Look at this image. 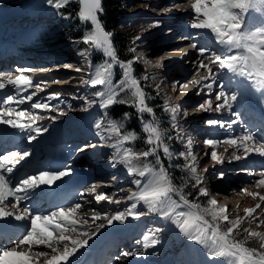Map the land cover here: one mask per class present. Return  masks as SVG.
I'll return each instance as SVG.
<instances>
[{
  "label": "rangeland",
  "instance_id": "374dc122",
  "mask_svg": "<svg viewBox=\"0 0 264 264\" xmlns=\"http://www.w3.org/2000/svg\"><path fill=\"white\" fill-rule=\"evenodd\" d=\"M123 1H129L128 4L125 3L126 20L118 24L116 30L125 33L129 41L121 48L123 51L121 55L127 60L121 61L116 56V60L113 61L101 49L83 43L84 36L90 34L94 26L90 20L80 18V0H66V2L52 0L54 3L52 5L48 3V0H0V44L14 46L17 55L26 56L28 63L37 60L41 62L32 67L33 70L29 72L12 75L13 78L21 74L29 77L32 86L26 89L22 86L18 90L7 81L5 82V88L0 89L4 98L0 102V110L14 109L15 111L10 114L12 119H16V111L27 110L26 115L20 118L21 122L29 123L28 115H37L44 119H37L32 127L47 129L39 135L35 131L21 132L24 133L23 142L14 150L20 154L30 150L31 155L20 161L15 169L27 166L32 156L48 157L49 147L43 145L44 143L58 142L61 146H66L64 161L69 160L72 152L81 153L78 158L68 161V165L73 170L72 175L62 180L88 173L90 178L85 184V196L80 202L83 207L74 216L69 217V221L61 218L62 220L59 219L55 223L59 224L61 229L67 223L68 228L71 229L70 221L75 219L77 231L66 230V235L87 241L90 245L101 238L111 239L115 231H121L123 234V229L126 230L124 235L129 231L137 235L134 245L129 250H123L115 264H247L236 256L215 257L212 253L216 249L211 244V236L207 228L211 233L215 229L219 235H225L228 242H232L231 245H237L240 242L245 244L246 239H254L252 243H258L257 248L239 246L253 253V259H258V254L264 253V240L260 238L264 237V200L260 199L264 196V184L260 183L264 180V177L260 175V172L264 171L263 165L254 161L260 156L253 150L257 146L255 143L248 144L249 152L246 155L244 148L239 144L230 146L224 141L228 138H238L248 131L254 134L257 141L264 143V99H262L264 88L257 91L248 81L235 78L231 74H225L221 81H217L212 93L201 87L202 84L211 82L202 79L210 73L206 69L198 68V63L195 62L199 60V52L192 48L191 44H196L198 48H208V55L222 54L224 49L215 44L214 37L208 32H197L191 29V23L196 20V15L191 9V3L194 0ZM55 4L61 6L57 8L53 6ZM66 10L70 12L64 14ZM234 11L239 12L238 9ZM246 15L254 24H258L261 19L258 11L249 10ZM156 22L159 24L157 25ZM249 30H255V28L250 27ZM75 36L77 38H73ZM27 46L29 49H26ZM61 55L67 57L68 61L62 63L61 59L64 57ZM129 55L131 58L128 57ZM51 58L57 61H49ZM129 61L132 62V77L137 81L136 86L145 95L144 106L151 108V112H140L138 102L133 100L134 89L128 86L124 69L121 67ZM72 63L76 64V69L82 71L76 73L71 70ZM109 65H111L110 68ZM190 67L193 72L185 77ZM105 69H108L110 73L109 84L107 86L93 85L91 81L96 78L97 73L104 72ZM214 71L219 73L218 66L214 68ZM3 79L0 74V83H3ZM193 79L200 80L201 85L194 86ZM219 83L224 84L226 92L237 94L236 103L231 109L226 107L219 112L200 109L198 105L204 100L211 99L213 108L220 103L215 100V93L220 90ZM185 84L187 87L183 86ZM7 85L9 88L3 92ZM121 86L124 88L123 91H120ZM110 90L115 91L117 95L126 94L136 104L132 105L129 102L124 106L119 103L118 106L128 109V112L116 117L112 111L116 103L101 108V97L97 95L98 93L107 95ZM197 92L200 94L197 95ZM33 93L35 95L31 101L25 99L23 104L16 103V100ZM50 94L60 95L53 96L49 101ZM9 95H12L14 100L5 104L4 101ZM37 101L50 103L53 107L32 109L31 104ZM117 101L121 100L117 99ZM172 108H176V111L172 112ZM209 119L224 122L225 126L220 127L219 124L208 126L205 122ZM109 121L117 124V130L110 128ZM232 121L236 123L231 129L227 128V123ZM96 123L101 124L100 129L95 128ZM135 124L141 125L139 138L143 137L146 141L149 133L145 131V125L155 127L160 133V146L146 142L148 145L145 146L147 147L145 150L134 149L137 146L133 143L137 142L138 136L131 127ZM161 129L163 131H160ZM14 130L17 129L0 125V133H10ZM28 136H37V139L29 141ZM207 138L218 141L214 149L204 145L203 140ZM85 144L90 147L84 151H77ZM165 146L169 150L168 153L164 152ZM153 148L155 151H150ZM213 150L218 157H221L219 162L211 158ZM145 151L149 152L147 157L139 155ZM126 154L132 157V167L150 171H146L145 176L140 177L136 173H129L123 163L112 167L114 155L117 159H121ZM236 156L241 158L236 159ZM7 166L10 167L11 164ZM192 167L196 168V172L191 171ZM162 171L167 183L171 186L170 177L174 176L182 181L185 192L194 190L193 203L185 199L187 194L183 191L175 189L169 195L179 205L175 209L176 212L195 213L202 217L198 222L206 227V235L209 238L205 244H196L189 240L171 220H164L159 212H149L142 201L137 203L135 211L144 214L139 219L129 215L126 217V223L123 224L124 227L115 221L112 225H108L103 219L93 221V210L102 216H111L116 211H125L136 202L127 200L130 192L138 190L134 180H140V187H143ZM5 175H7L6 172ZM10 176L13 175L9 174ZM61 183L55 182V184ZM93 185H95V192L90 194L87 189ZM200 188H205L207 193L201 195ZM99 193L111 196L113 202L105 199L97 204L94 197ZM181 197L184 199L182 200ZM29 199L32 203L35 195H30ZM85 199L90 203H84ZM116 200H119V204L114 202ZM9 201L16 203L12 198H9ZM9 201L5 202L6 211H15L11 208ZM210 201H216V203L213 205ZM30 205L26 200L20 202L17 207L30 209ZM192 205H198V207H191ZM221 208L225 210L224 215L228 217L227 220L219 216L213 217L212 213L218 212ZM250 208L254 210L251 215L246 212ZM9 219H12L10 224L24 228L16 239L25 235L31 227L30 221L24 223L14 218ZM82 221L87 223H81ZM229 221H238V223L233 226ZM100 224L104 227L97 231L96 226ZM195 226L205 230L197 224ZM11 227L16 230L14 226ZM229 227L232 228L230 233ZM81 228L87 229L88 234L81 235L79 232ZM158 229L162 230L158 231ZM192 231L195 232V227ZM250 232L259 233L260 236L252 237L249 235ZM57 233L58 231L53 232L54 235ZM231 233L240 238H235ZM145 237L148 239L146 240ZM153 238L162 242L152 246ZM145 243L149 244V247L145 248ZM14 246L16 243L10 244L5 250ZM60 248L62 250L63 246ZM27 249L28 245L21 246L18 251ZM90 250L88 248L85 251ZM42 251L50 253L47 259L51 258L50 251ZM124 252H135L136 255L126 257L123 256ZM80 256L73 260L81 258ZM112 257V260L116 258ZM44 259L46 257L39 258L42 262ZM34 262L39 264L36 260ZM63 263L67 264V262ZM70 264H74L73 261Z\"/></svg>",
  "mask_w": 264,
  "mask_h": 264
},
{
  "label": "snow or ice",
  "instance_id": "6c2138e0",
  "mask_svg": "<svg viewBox=\"0 0 264 264\" xmlns=\"http://www.w3.org/2000/svg\"><path fill=\"white\" fill-rule=\"evenodd\" d=\"M66 2V0H65ZM49 4H52V0H48ZM80 18L82 20H90L93 30L90 34L84 36L83 43L94 45L97 49H102L104 54L111 57L113 61L116 60V53L113 51L112 44L109 40L111 33H106L102 28L97 19V13L102 11V0H80ZM59 8L60 4L53 5ZM191 9L196 15V20L191 23L190 27L197 32L206 31L214 37V42L216 45L224 49L222 54H211L208 55V48L197 47L196 44L192 43L191 47L199 52L202 59L198 62L199 69H206L209 76L203 77L202 79L211 81L209 83H204L201 85V81L198 79H193L192 84L194 86L201 85L202 88L208 89L209 93H212L214 85H217V81H221L225 74H231L235 78H240L241 80L248 81L252 88L260 91L264 88V0H194L191 3ZM238 9L239 12L234 10ZM249 10L258 11L261 14V19L258 24H254L253 21L246 15ZM202 17V19H201ZM158 25L159 22H156ZM250 27H254L255 30H249ZM83 54V53H82ZM208 61V63H205ZM132 62L129 61L128 64H122L121 67L124 69V75L126 82L130 88L134 89L133 95L136 97L139 111L140 112H151V108L144 106L145 95L139 87H137V81L132 77ZM211 65V66H210ZM218 66L220 69L219 73L214 71V68ZM111 65H109V68ZM33 69H18L21 73L24 71H29ZM79 70V69H78ZM107 73V74H106ZM110 73L108 69L104 72L97 73L95 79L91 81L93 85H108L109 84ZM4 78L7 80L8 84L15 86L16 89L20 90L22 86L26 89L32 86L31 79L25 77L24 75H19L13 78L11 74H6ZM187 87V84L183 85ZM219 91L215 93V100L220 102L217 103L215 108H213L211 99L204 100L200 103L198 107L206 111H216L219 112L226 107L231 109L237 101L236 93H228L225 91V86L223 83H219ZM5 88L4 83H0V89ZM124 88L121 86L120 91ZM200 93L197 92V95ZM32 95H28L25 98L16 100L17 104H23L25 99L31 101ZM60 94H50L48 100L50 101L53 96L58 97ZM100 99L101 108H106L114 103H123V101H117L115 91H109L107 95L104 93L97 94ZM264 99V98H262ZM14 97L9 95L4 101L7 104L9 101H13ZM63 102V101H61ZM91 103V102H88ZM53 107L50 103H44L37 101L31 104L32 109H48ZM15 110L12 108H7L5 110H0V125H8L12 129H18L21 132H32L35 131L38 135L42 131H47L46 128L36 127L33 128L32 124L35 123L37 119H44L37 115H28L29 123H23L20 121L21 117L26 115L27 110L16 111V119L11 118V113ZM172 112L176 111V108L171 109ZM62 115L64 113H61ZM127 115V114H126ZM4 117H9L5 119ZM55 119V118H53ZM208 126H214L219 124L220 127H224V122L217 121L214 119H209L205 122ZM236 121L227 123V128L231 129ZM109 126L113 130H117L118 126L116 123L109 121ZM95 128L100 129L101 124L96 123ZM145 131L149 133L148 143L159 145L160 133L158 130L151 126L145 125ZM29 141L37 139V136H28ZM134 139L135 137H129ZM247 142V143H245ZM206 147L215 148L218 143L217 140L207 138L203 140ZM230 146H239L244 148L245 154L249 152V143H255L257 146L253 149L261 157H264V143H260L255 139L253 133L248 131L244 132L238 138H228L224 141ZM191 144V141H189ZM90 147V145L85 144L80 146L77 151H84ZM150 151H155L151 149ZM168 148L164 147V152L168 153ZM207 154V153H205ZM31 155V151H24L20 154L18 151H11L10 154H0V235H6L7 229L10 226L12 219L16 221H30V229L25 235L17 240L16 246L8 248L7 250L0 251V264H34L33 257H47L49 254L44 251H36L33 249V245H45L47 248L51 249V258L44 259L42 264H60L61 261L68 262L77 257L80 253L79 249L84 248L87 245V241L82 239L73 238L70 235H66L65 231L76 232L77 229L75 225L77 221L75 219L71 220L70 223L72 228H68V224L64 225L61 229L59 224H56L51 231L48 229L52 227L53 222L64 217L74 216L82 207V203H75L71 207H60L58 210H53L48 214H33L29 208H18V204L22 201L29 199L30 195H42L43 192H37V190L52 189L56 181H60L63 178L72 175V168L70 165H66L60 171H48L40 170L38 174L26 175L25 177L19 179V181L12 186V179L6 176L4 173L12 174L16 165L25 160L26 157ZM139 155L147 157L149 155L148 151H145ZM183 155V153L181 154ZM235 155V154H233ZM131 156L126 154L123 158L117 159L113 156L112 167H116L117 164L123 163L128 169L129 173H136L138 176H145L146 171L149 169L137 170L131 166ZM211 158L214 161L219 162L221 157L217 156L215 150L211 152ZM236 159L241 157L236 156ZM193 159L195 157L193 156ZM11 164V166H7ZM191 171L196 172V168L192 167ZM260 175L264 177V171L260 172ZM220 178H223L221 174ZM199 183V181H197ZM137 185V191L130 192L127 200L136 201L131 204L129 208L125 211H116L111 216H102L100 213L93 210L92 219L95 220H106L108 225H112L113 222H118L123 225L126 223V217L131 215L134 219H139L144 213H138L135 211L137 208V203L142 201L144 205L147 206L149 212H159L164 220H171L173 224L179 229L181 233L188 237L189 240L194 241L196 244H205L209 239L206 235V230H202L195 226V222L202 219L200 215L195 213H185L184 211L176 212L175 209L179 207L175 201L171 199L169 195L175 189L167 183L166 177L163 171L157 174L153 180H150L147 184L140 187L141 181L134 180ZM264 184V180L260 181ZM46 186V187H45ZM36 190V191H32ZM87 191L91 194L95 192V185L88 188ZM200 194L204 195L207 193L205 188L199 189ZM81 198L83 199V192H81ZM9 197L14 198L16 203H11ZM95 201L99 204L102 200H109L113 202L112 197L105 193H99L95 195ZM183 200L184 198L181 197ZM264 200V196L260 197ZM9 201L11 208L15 211H6L5 202ZM119 204V200L114 201ZM84 203H90V201L84 200ZM185 203L187 201L185 200ZM211 204H215L216 201H210ZM191 207H198V205H192ZM253 209H247L246 212L251 215ZM225 210L223 208L219 209L218 212H213V217L219 216L221 219L227 220L228 217L224 215ZM81 223H87V221H82ZM230 224L235 226L236 222L229 221ZM41 225L42 227H38ZM104 225L100 224L96 226V230L99 231ZM195 227V232L193 228ZM162 229H158L160 231ZM58 231V235L55 240H53V232ZM81 235H87L88 230L81 228L79 230ZM228 232H232V228L229 227ZM95 234V233H93ZM250 236L258 237L259 233L250 232ZM264 240V237H260ZM147 240L148 238L145 237ZM211 244L215 247V251L212 253L215 257H225L239 255L242 262H247V264H264V253L258 254V259H253V253L246 249L241 248L239 245H231L226 239L225 235H219L214 229L212 232ZM162 241L153 238L151 240V245L155 246L160 244ZM62 244L63 248L60 250L55 245ZM22 245H28L27 250L18 251ZM145 248L149 247V244L145 243ZM158 254V253H154ZM136 255L135 252H124L123 256Z\"/></svg>",
  "mask_w": 264,
  "mask_h": 264
},
{
  "label": "trees",
  "instance_id": "16d2710c",
  "mask_svg": "<svg viewBox=\"0 0 264 264\" xmlns=\"http://www.w3.org/2000/svg\"><path fill=\"white\" fill-rule=\"evenodd\" d=\"M56 1L57 0H54V2H56ZM127 2H129V1H127ZM127 2H124L123 0H102L103 13L101 11V12H99L97 14V19H98V21H99V23L101 25V28L106 33H111V36L109 37V40H110V42L112 44L113 51L116 53V56L121 61H126L127 60L126 57L124 58L121 55V53L123 52L121 48L124 47V44H128L129 41L126 39L125 33H122L121 31L116 30V28H117L118 24L123 23L126 20L125 18H126L127 14L125 13L126 12V10H125L126 4L125 3H127ZM52 4H54V3H52ZM65 8H67V7H65ZM68 12H70V11L66 10L64 14H68ZM73 38H77V36H75ZM128 57L131 58L130 55ZM117 99H120L121 101H123L122 105H124V106L127 105L129 102H131L132 105H135L136 104L135 102L137 101L136 97L133 98V100H135V102H134V101H131L130 98L126 94H121V93L116 96V100ZM116 105H114L112 107V111L116 114V117H120L125 112H128V109H123L122 106H118L119 103H116ZM131 128L135 130V132H136V134L138 136L137 142L133 143L134 146H137V147H134V149L138 148L139 150H145V148H147L145 146L148 145L149 143H148V139L146 141L145 138H143V137L139 138V134L141 133V129H140L141 125L135 124V125H132ZM160 131H163V129H161ZM139 139H140L141 143L139 142ZM139 143L142 144L144 147H142V145H140ZM170 179H171V184L174 187V189H177L178 191H183L184 193H186L187 196H185V199L187 201L193 203L194 190H192L191 192L190 191H186L185 192L184 184L182 183V181H179V178L177 179V178H175L173 176V177H170ZM195 224H197V225H199L201 227H204L198 221H196ZM204 228L206 230V227H204ZM207 230L209 232V236L212 237V233L210 232L209 228H207ZM231 234L233 235V233H231ZM235 238H240V237H235ZM236 240L240 241L239 239H236ZM246 240L247 241H246L245 244L240 242V243H237V245L256 247V248L258 247V243L257 244H253L252 243L254 239H250L249 238V239H246ZM230 243H232V242H230ZM234 256L239 257V255H234Z\"/></svg>",
  "mask_w": 264,
  "mask_h": 264
},
{
  "label": "bare ground",
  "instance_id": "6f19581e",
  "mask_svg": "<svg viewBox=\"0 0 264 264\" xmlns=\"http://www.w3.org/2000/svg\"><path fill=\"white\" fill-rule=\"evenodd\" d=\"M180 32V31H179ZM208 45H210V44H208ZM1 48V47H0ZM2 48H3V46H2ZM54 60V59H53ZM200 60H198V61H196L195 63H198ZM71 65H74V64H71ZM15 66V65H14ZM74 66H76V65H74ZM19 67H16V69H18ZM23 69H28V67H24ZM30 69V68H29ZM78 72H80L81 70L79 69H76ZM75 71V70H74ZM191 72H193V70H192V67H190V68H188L187 69V71H186V74H185V77H187V76H189L190 75V73ZM2 83V82H1ZM4 83V82H3ZM6 85V84H5ZM246 86V85H245ZM244 86V87H245ZM249 87V86H248ZM253 91V90H252ZM249 92V91H248ZM257 92V91H256ZM251 93V92H250ZM264 94V93H263ZM251 154V153H250ZM250 157V156H249ZM248 159V158H247ZM264 159V157H261V156H258V159L257 160H259V161H261V164H264V161H262ZM249 161H250V159H248ZM252 161V160H251ZM12 175H14V171H13V173H12ZM46 187V186H45ZM54 189H57V188H54ZM9 198H12V197H9ZM99 206V205H98ZM97 206V207H98ZM100 207V206H99ZM106 207V206H105ZM104 210H106V208L104 209ZM86 211V210H85ZM77 217V216H76ZM80 217V216H79ZM83 217H85V215L83 216ZM88 217H90V216H88ZM62 220V219H61ZM63 220H67V221H69L70 220V218L69 217H64L63 218ZM57 221V220H56ZM66 221V222H67ZM80 221V220H79ZM55 225H56V223H55V221L53 222V225H52V227H50L48 230H50V229H52L53 227H55ZM123 226V225H122ZM39 227V226H38ZM116 227V226H115ZM124 227V226H123ZM11 230V229H10ZM71 232V231H70ZM69 233V232H68ZM66 234V233H65ZM57 235H58V233L56 234V235H54L53 234V240H55L56 239V237H57ZM73 238H75V237H73ZM22 246H26V245H22ZM56 247H58L60 250H61V246H63L62 244H57V245H55ZM33 249L34 250H39V251H42V250H47V251H50L51 252V249L50 248H47L45 245H33ZM50 254V253H49ZM111 256V255H110ZM110 256H107L108 257V261H110L111 260V257ZM42 259V258H41ZM46 259H47V257H46ZM49 259V258H48ZM114 259H117V258H114ZM33 260L35 261L36 260V263H39V264H42V261H40L39 260V258H36V257H33ZM63 262H65V261H61L60 262V264H64ZM70 262V261H69ZM35 263V262H34Z\"/></svg>",
  "mask_w": 264,
  "mask_h": 264
}]
</instances>
